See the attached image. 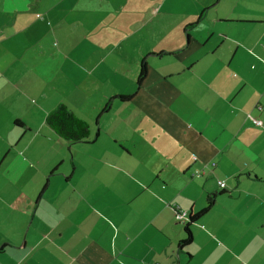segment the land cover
<instances>
[{
  "label": "crops",
  "instance_id": "0c3cea01",
  "mask_svg": "<svg viewBox=\"0 0 264 264\" xmlns=\"http://www.w3.org/2000/svg\"><path fill=\"white\" fill-rule=\"evenodd\" d=\"M97 1L0 0V264H264V0Z\"/></svg>",
  "mask_w": 264,
  "mask_h": 264
},
{
  "label": "trees",
  "instance_id": "16d2710c",
  "mask_svg": "<svg viewBox=\"0 0 264 264\" xmlns=\"http://www.w3.org/2000/svg\"><path fill=\"white\" fill-rule=\"evenodd\" d=\"M37 15V14H36ZM39 15H37L38 17ZM160 53H169V52H160ZM145 58L140 62V70L138 77L136 79V83L139 84L142 82L143 78L146 77L147 68L145 63ZM118 98L122 101H128L130 96L119 95ZM107 105L103 106V109L106 108ZM45 122L49 125V127L56 133V135L69 143H87L90 142V129L89 125L80 119L78 116L73 114L64 103L58 104L54 110L48 112L45 117ZM223 190V188H222ZM214 195L207 194V199L205 203V207L199 212L195 214H190L187 217L186 222L184 223V239L180 241V245H187L192 240V234L190 231V225L193 221L197 220L201 214L206 212L214 202ZM3 246L0 247V249Z\"/></svg>",
  "mask_w": 264,
  "mask_h": 264
},
{
  "label": "rangeland",
  "instance_id": "374dc122",
  "mask_svg": "<svg viewBox=\"0 0 264 264\" xmlns=\"http://www.w3.org/2000/svg\"><path fill=\"white\" fill-rule=\"evenodd\" d=\"M87 1V0H86ZM99 2H102L104 5H108V6H110V7H112V8H115L116 6H118L119 5V2H121V1H113V0H98ZM97 1V2H98ZM123 2H124V5L126 6V8L128 9V10H137V8H138V6H141L142 7V10H145V11H149L150 10V7L152 6V4L153 3H151V2H137V1H135V2H133V1H124V0H122ZM100 3H98V5H99ZM104 8H106V7H104ZM108 11L110 10V9H108V8H106ZM69 143V142H68ZM70 144H78V145H83V144H86V143H78V142H74V143H70Z\"/></svg>",
  "mask_w": 264,
  "mask_h": 264
},
{
  "label": "built area",
  "instance_id": "2783aa9c",
  "mask_svg": "<svg viewBox=\"0 0 264 264\" xmlns=\"http://www.w3.org/2000/svg\"><path fill=\"white\" fill-rule=\"evenodd\" d=\"M254 122H257V123H259V121H257V120H254ZM211 164H213L214 165V163L213 162H211ZM219 187L220 188H223L224 187V185H226V182H225V180L224 179H221L219 182ZM185 214H187L186 213V211H181V210H179V211H176V218H182L183 216H185Z\"/></svg>",
  "mask_w": 264,
  "mask_h": 264
}]
</instances>
